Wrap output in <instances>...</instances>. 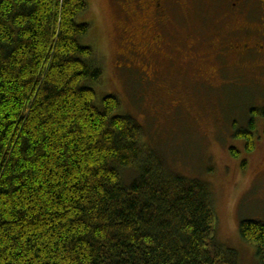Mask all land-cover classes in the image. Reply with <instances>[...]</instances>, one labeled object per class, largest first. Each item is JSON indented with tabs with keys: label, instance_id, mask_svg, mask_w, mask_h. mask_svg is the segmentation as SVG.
Listing matches in <instances>:
<instances>
[{
	"label": "trees",
	"instance_id": "trees-1",
	"mask_svg": "<svg viewBox=\"0 0 264 264\" xmlns=\"http://www.w3.org/2000/svg\"><path fill=\"white\" fill-rule=\"evenodd\" d=\"M87 13V0H0V264H239L215 241L208 185L172 174L118 99L97 98ZM254 108L234 133L248 153ZM239 236L264 264V223Z\"/></svg>",
	"mask_w": 264,
	"mask_h": 264
},
{
	"label": "rangeland",
	"instance_id": "rangeland-1",
	"mask_svg": "<svg viewBox=\"0 0 264 264\" xmlns=\"http://www.w3.org/2000/svg\"><path fill=\"white\" fill-rule=\"evenodd\" d=\"M87 3L85 42L102 68L92 83L97 98L118 99L142 128L141 142L172 174L208 185L216 243L237 253L239 264H261L239 236L241 221L264 223V121L256 122L252 152L234 138L247 130L251 106L264 108L262 62L245 64L232 49L245 22L227 0L166 2L159 20L136 0ZM152 32L161 35L159 45L141 46Z\"/></svg>",
	"mask_w": 264,
	"mask_h": 264
},
{
	"label": "flooded vegetation",
	"instance_id": "flooded-vegetation-1",
	"mask_svg": "<svg viewBox=\"0 0 264 264\" xmlns=\"http://www.w3.org/2000/svg\"><path fill=\"white\" fill-rule=\"evenodd\" d=\"M139 7L143 2L147 11L153 10L154 19H158L164 10L166 2L175 4L178 0H136ZM230 12L244 21L245 29L239 30L238 40L232 49L240 57L239 59L247 63H261L264 68V0H227ZM142 10V9H141ZM159 20V19H158ZM248 20V21H246ZM252 25V26H251ZM145 28V26H143ZM161 35L152 32L146 42L140 45L151 48L158 44ZM258 66V65H257Z\"/></svg>",
	"mask_w": 264,
	"mask_h": 264
}]
</instances>
